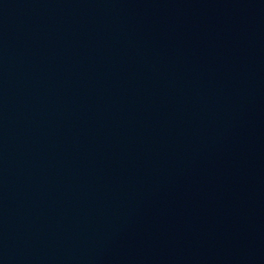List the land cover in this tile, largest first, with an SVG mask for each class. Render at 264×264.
I'll use <instances>...</instances> for the list:
<instances>
[{"label":"water","instance_id":"water-1","mask_svg":"<svg viewBox=\"0 0 264 264\" xmlns=\"http://www.w3.org/2000/svg\"><path fill=\"white\" fill-rule=\"evenodd\" d=\"M0 264H264V0H0Z\"/></svg>","mask_w":264,"mask_h":264}]
</instances>
